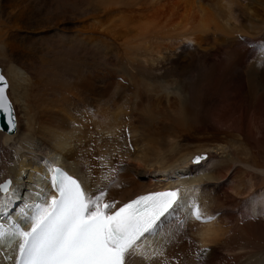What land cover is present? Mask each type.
Segmentation results:
<instances>
[{
  "label": "bare ground",
  "instance_id": "6f19581e",
  "mask_svg": "<svg viewBox=\"0 0 264 264\" xmlns=\"http://www.w3.org/2000/svg\"><path fill=\"white\" fill-rule=\"evenodd\" d=\"M78 1L82 19L6 2L24 25H0L15 112L0 128L15 197L0 214L26 221L58 161L116 206L176 187L214 217L184 208L127 264H264V0ZM1 252L13 264L14 248Z\"/></svg>",
  "mask_w": 264,
  "mask_h": 264
},
{
  "label": "snow or ice",
  "instance_id": "6c2138e0",
  "mask_svg": "<svg viewBox=\"0 0 264 264\" xmlns=\"http://www.w3.org/2000/svg\"><path fill=\"white\" fill-rule=\"evenodd\" d=\"M6 88L5 77L0 75V114L12 118ZM14 126V119H9L8 130ZM201 159L204 157H197L196 162ZM52 171L51 195L31 206L34 213L26 214L30 230L13 233L19 238L16 249L20 256L19 261L13 257V264H126L139 241L188 207L179 189L139 196L116 207L114 200L105 202L103 188L89 193L61 169ZM11 184V180L0 183V191L8 193L0 200V208H7L15 198L9 192ZM187 215L197 222L214 219L205 217L195 205L188 207Z\"/></svg>",
  "mask_w": 264,
  "mask_h": 264
},
{
  "label": "rangeland",
  "instance_id": "374dc122",
  "mask_svg": "<svg viewBox=\"0 0 264 264\" xmlns=\"http://www.w3.org/2000/svg\"><path fill=\"white\" fill-rule=\"evenodd\" d=\"M7 0H0V25H24V17L23 14L17 13L16 15H13L12 17H9L8 13L12 11V14L17 12L16 6H7L6 5ZM41 2V3H40ZM21 6L24 5L28 10H37L39 14L38 19L43 18L44 16H50L52 14H63V15H70L71 17L82 19V16H84L82 13L84 12V4L83 2H80L78 0H49L47 4H45L42 0H11V3L9 5ZM46 6V7H44ZM80 14H79V13ZM79 16H78V15ZM43 16V17H41ZM88 16V15H86ZM10 19V21H7ZM239 34V35H237ZM255 33L252 32H246V33H236V36L239 39H254ZM250 44V43H249ZM3 63L0 60V71L1 74L7 79L6 73L3 71ZM7 92V91H6ZM8 97V92H7ZM9 99V97H8ZM10 101V100H9ZM11 103V101H10ZM12 105V103H11ZM13 107V105H12ZM14 110V109H13ZM15 113V112H14Z\"/></svg>",
  "mask_w": 264,
  "mask_h": 264
},
{
  "label": "water",
  "instance_id": "95a60500",
  "mask_svg": "<svg viewBox=\"0 0 264 264\" xmlns=\"http://www.w3.org/2000/svg\"><path fill=\"white\" fill-rule=\"evenodd\" d=\"M0 75H1V73H0ZM9 119H13V117H12V118H7L5 115L0 114V128L6 130V131H8V132H11V131L8 130ZM12 131H13V130H12ZM8 180H9V179H5V180H4L3 182H1V183H4V182H6V181H8ZM1 192H2V191H1Z\"/></svg>",
  "mask_w": 264,
  "mask_h": 264
}]
</instances>
